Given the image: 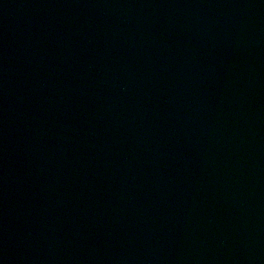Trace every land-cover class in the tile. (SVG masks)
<instances>
[{
  "label": "water",
  "instance_id": "1",
  "mask_svg": "<svg viewBox=\"0 0 264 264\" xmlns=\"http://www.w3.org/2000/svg\"><path fill=\"white\" fill-rule=\"evenodd\" d=\"M0 264H264V0H0Z\"/></svg>",
  "mask_w": 264,
  "mask_h": 264
}]
</instances>
